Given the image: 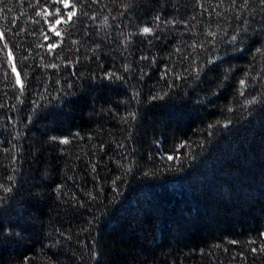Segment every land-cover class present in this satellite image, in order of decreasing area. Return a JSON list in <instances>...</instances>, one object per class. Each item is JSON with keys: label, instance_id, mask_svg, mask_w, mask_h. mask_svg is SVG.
I'll return each instance as SVG.
<instances>
[{"label": "trees", "instance_id": "obj_1", "mask_svg": "<svg viewBox=\"0 0 264 264\" xmlns=\"http://www.w3.org/2000/svg\"><path fill=\"white\" fill-rule=\"evenodd\" d=\"M0 33V264H264L260 0H0Z\"/></svg>", "mask_w": 264, "mask_h": 264}, {"label": "snow or ice", "instance_id": "obj_2", "mask_svg": "<svg viewBox=\"0 0 264 264\" xmlns=\"http://www.w3.org/2000/svg\"><path fill=\"white\" fill-rule=\"evenodd\" d=\"M37 2H39V0H37ZM58 2L62 3L63 6H64V8H68V7H69V0H58ZM233 3H235V0H233ZM246 3H247V0H245V4H246ZM260 3H261V4H264V0H260ZM71 7H72L73 9H75L76 4L73 2V3L71 4ZM58 12H59V10H57V13H58ZM75 14H76L75 11H69V12L67 13V20H65L64 22L67 23L68 20H71V18H72L73 16H75ZM37 15H41V13H37ZM157 19H159V17H157ZM60 22H61L60 20L57 21V23H60ZM151 31H152V29L149 28V27H144V28L142 29V32H143L144 34H150ZM55 35H56V36H60L61 33H60L59 31H57V32L55 33ZM2 38H3V34L0 33V39H2ZM46 38H47V37H46ZM233 39H235V37H233ZM53 47H54V45H49V48H50V49L53 48ZM4 48L7 49V48H8V45H7V44H4ZM7 55H8L9 58H11V57H12V52L9 51V52L7 53ZM50 66H51V67H56V65H50ZM12 71H13V72L16 71V69H15L14 66L12 67ZM16 83H17V84H20L19 73H17V80H16ZM241 83L243 84L244 81H241ZM21 90H23V86H22V85H21ZM251 102H252V101H249V103H251ZM62 142H63V143H67L68 141H67V140H64V141H62ZM168 159L171 160V159H173V157H172V156H168ZM232 243H236V241H233ZM253 251H256V249H253ZM260 251H261V252H264V247H262V248L260 249Z\"/></svg>", "mask_w": 264, "mask_h": 264}]
</instances>
